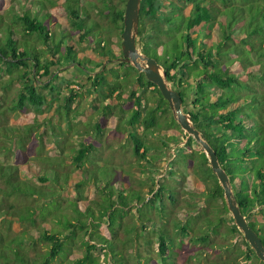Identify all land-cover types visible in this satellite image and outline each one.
<instances>
[{"label": "trees", "instance_id": "16d2710c", "mask_svg": "<svg viewBox=\"0 0 264 264\" xmlns=\"http://www.w3.org/2000/svg\"><path fill=\"white\" fill-rule=\"evenodd\" d=\"M7 1L12 4L11 7L0 10V153L14 149L22 151L25 148L34 126H8L5 123L8 114L23 110L26 104L42 106L44 99L38 92L40 85L51 90L53 78L64 64L75 66L81 72H88L91 66L99 69L104 63L117 65L110 70L114 80L105 81L102 78L105 67L95 76L98 79L93 84L94 93L98 91L97 88L103 89L105 106L102 111L109 109L110 104L122 101L123 87L118 80V70L126 72L125 81L131 80L132 75L128 70H132L139 89L152 88L157 101L161 103L152 108L141 105L144 98L142 94L135 96L132 90L129 93L133 109L122 125L133 142L136 157L147 158L148 162L154 163L161 156L159 146L144 143L143 137L147 134L154 135L157 143H161L163 147L176 138V135L169 137L165 129L158 128L161 109L168 111L170 115L169 120H164V126L168 130L175 128L177 136L182 141L185 139L156 86L148 82L143 73L122 62L121 51L118 56L114 55V46L106 36L105 28L90 17L87 6L94 9L98 16L108 17L111 28L116 29L119 25L121 29L123 27L124 8H111L109 0H99L101 7L88 0H64L69 24L78 31V42H75L68 33L55 31L51 17L44 8L28 7V0ZM245 1L247 0H141L138 33L141 51L164 68L168 83H172V88L182 99L184 112L189 114L194 127L216 153L220 167L229 178L240 212L264 244V0H249L251 2L247 5ZM14 7L18 10L14 11ZM228 9L233 11V28L231 22L226 24V17L221 25L227 32L236 27V35L241 33L244 39L248 38V51L243 52L242 56L228 44L230 36L225 35L226 32L221 35L224 43L214 33L209 34V28L202 34H196L203 24L213 26L212 13L225 15ZM148 19L157 27L158 22H161L162 28H156L150 35L143 37L141 26ZM252 29L259 38L253 39ZM161 36L164 40L160 39ZM82 48L90 49L101 61L82 56ZM119 56L121 58L118 60ZM13 69H16L18 75L15 76ZM2 71L7 76H14L4 81L1 78L4 75ZM43 77L46 80L40 82L39 79ZM13 80H20L22 87L16 100L8 103L6 91ZM114 93L116 95L112 97ZM73 97L67 98L66 106H69ZM96 127L97 132H100V126L96 124ZM196 147L199 146L191 138L184 144L173 147L175 160L170 162L164 175H185L188 169V174L195 178L200 171L205 177L200 184L207 197L222 201L223 214L215 215L213 220L198 217L202 220V228L198 229L202 232L201 236L193 235V221L185 226L180 223L175 225L180 235L191 236L194 242L205 244L210 234L218 233L224 214L229 213L223 191L209 168L207 158L200 147L196 155ZM151 149L155 153L147 157ZM93 150L91 143L82 144L72 157V162L76 167H81L93 157L90 156ZM176 165L185 172L176 168ZM52 171L50 176L34 174L39 185L22 177L19 166L0 161V264H130L118 247L127 248L137 241L138 226L134 223L135 233L131 234L125 229L127 225L121 222L118 228H114V195L107 196L103 193L102 201L98 204L87 197L84 199L78 196V187L82 186L84 180L88 184H94L87 173L82 184H75L76 198H67L71 202H63L64 199L58 201L56 197L61 177L56 170ZM208 182L210 187L206 186ZM160 184H163L164 189H156L153 184L150 187L151 193L154 192L160 202L163 195L168 194L173 202L171 186L164 182L157 185ZM16 198L28 200L17 203V206L11 202V199ZM89 203H92V207ZM103 204L106 208L102 210L100 208ZM122 206L125 211L126 202ZM89 208L92 209L91 212ZM216 218L217 222L214 223ZM257 218H261V221ZM205 220L211 222V225L214 223L209 231L207 224L203 223ZM15 225L22 228L20 233H13ZM103 228L112 231L108 230L109 233L106 234ZM158 228L154 225L151 227L157 236L159 263L175 264L174 260H170L172 253L169 252L173 238L168 237L161 227ZM230 232L238 233L231 218ZM116 233L122 235L118 236ZM80 238L84 246L82 252L78 253L74 249V242ZM135 263L152 264L144 259H135ZM212 264L263 263L256 258L249 245L244 243L243 250L237 249L230 255L217 258Z\"/></svg>", "mask_w": 264, "mask_h": 264}, {"label": "rangeland", "instance_id": "374dc122", "mask_svg": "<svg viewBox=\"0 0 264 264\" xmlns=\"http://www.w3.org/2000/svg\"><path fill=\"white\" fill-rule=\"evenodd\" d=\"M88 1L94 2L101 7L99 0ZM124 1L109 0L111 8L116 9L125 8L126 1L125 3ZM249 2L251 1L247 0L244 3L247 5ZM26 3L32 9L35 6L44 8V11L51 17L55 31L59 30L63 33H68L75 42H78V31L74 30L69 24V18L64 9V0H28ZM11 5L7 0H0V10L11 7ZM256 5L257 2L255 3ZM87 8L90 17L105 28V34L110 38L114 46L112 51L115 56H118L121 51V33L123 27L121 29L119 25L117 29L111 28V22L108 17H100L94 9H90L88 6ZM17 10L14 7V11ZM228 11H226L225 15L212 13L211 21L213 26L203 24L196 31V34H202L209 28L211 30L209 34L211 32L212 34L214 33L217 35L218 40L221 39L224 43L221 35L226 32L225 35L228 34L230 36L228 44L241 55L243 52L246 53L248 51V38L245 37L244 39L241 33L236 35V27L227 32V29L221 25L226 17V24L231 22V27L233 28L234 22L231 17L233 11L231 9H228ZM158 24L159 27L155 26L150 19L146 20L145 24L141 26L143 37L150 35V32L156 28H162V23L158 22ZM252 33L253 39L259 38V36L254 34L256 33L254 29H252ZM139 38L138 33L136 44L141 51ZM160 39L164 40V37L161 36ZM82 49H84L82 50V56H88L93 60L101 61L90 49ZM120 58V56L117 57L118 60ZM104 67L106 71L102 78L105 81L114 80L115 78L110 73V70L115 69L117 65L112 63H104V66L99 69L91 66L88 72H81L72 65H62L56 77L53 78L54 82L51 90L49 87L41 85L39 87L38 92L44 99L42 106L34 107L31 104H26L23 110L8 114L5 122L8 126H28L31 124L34 126V131L22 151L19 149H14L7 153L2 151L0 153V161L2 163L8 161L13 165L19 166L22 171V177L32 180L35 184L39 185L40 183L36 180L34 174L38 173L39 176H50L49 173L51 172L52 174V170H56L61 177L60 188L57 191L58 197L56 199L58 201L64 199L63 202H71L67 199L70 197L76 198L77 189L75 184H82L84 175L88 173L87 177L94 184H88L87 180H84L82 186L78 187V196L80 195L84 199L87 197L88 200H94L98 204L102 201L101 198L104 194L107 196L114 195L116 200V207H114L116 222L114 223V228H118V224L121 222L123 225H127L125 229L131 234L135 233L133 231V228H135L134 223L138 226L137 241L129 244L127 248L118 247L124 252L125 259L130 264H136L135 259H144L152 264H160L157 255V236L151 229L153 225L156 228L161 227L168 237L173 238V245L169 248V252L172 253L170 260H174L175 264H212V261H215L217 258L230 255L237 249L243 250L244 243L247 244V242L239 231L237 234L230 232L231 215L229 212V214H224V221L217 229L218 233L210 234L205 244L196 243L191 236H182L178 233L175 228L177 223L185 226L187 223L193 221L195 222L193 225V235L201 236L202 232L198 229L202 228V220H199L198 217H208L209 220H213L215 215L223 214L222 201L220 199L211 200L207 197L206 191L200 184V182L203 183L205 178L200 171L193 178L191 174H188L190 173L188 169L185 172L182 167L176 165V168L185 172V175L183 173H176L174 177L164 175V172L170 167V162L175 158L173 147L184 144L187 139H193L181 130L185 135V139L182 141L181 137L177 136L175 128L168 130L164 126V120L170 119L168 111H164V109L160 110L161 116L158 118V128L165 129L169 137L176 135V138L168 141L166 146L163 147L161 143H157L154 135L147 134L143 137L144 143L159 146L161 156L154 163L153 161L151 163L148 162L147 158L136 157L133 153V142L122 125L133 109L129 93L132 90L135 96L142 94L144 98L141 105L145 108L156 107L157 104L160 105L161 103L157 101V97L151 87H148L146 90L139 89L135 81L136 77L133 78L135 75L132 70H128L130 75H132L131 80L128 79V81L124 79L126 72L118 70L120 72L118 80L121 81L123 87L121 90L122 101L116 104L112 103L109 105V109L102 111V108L105 106L104 99H102L103 89L97 88L98 91L94 93L93 90L95 88L93 84L97 83L98 78H95V76ZM13 72L15 76L18 75L16 69H13ZM2 73L4 75L1 78L4 81L14 76L13 74L7 76L5 71H2ZM45 80V77L39 79L40 82H44ZM169 86L172 88V83H169ZM21 87L20 80H13L11 82L9 89L6 91L8 103L16 100ZM115 95L116 93L112 97ZM70 96L74 97L69 106H66V100ZM146 100L148 102H145ZM96 124L100 126V132H97ZM118 125L120 129H118ZM84 143H91L94 146V150L90 153V156L93 157L88 162H84L81 167H76L75 163L72 162V157L77 154ZM199 147L195 148L196 155L198 154ZM154 153L155 151L151 149L147 157L154 155ZM152 175L154 176L153 178ZM87 177L85 178L87 179ZM161 182L171 186L170 191L174 198L173 202L169 199L168 194H164L160 202L158 196L154 192L151 193L150 187L153 184L156 189L159 187L161 190L164 189L163 184L157 185ZM210 185V182L206 184L207 187H210ZM84 187H86V190ZM87 188L95 189L91 190ZM27 200V198H16L11 199V202L17 205V203L26 202ZM125 202L127 209L125 207L126 210L124 211L122 204L125 205ZM89 205L92 207V203H89ZM105 208L106 205L103 204L100 209L103 210ZM89 211L91 212L92 209ZM187 215H189L188 219L185 220ZM257 220L261 221V218H257ZM213 222L216 223L217 218ZM203 223L207 224L208 231L212 225L214 226V223L211 225V222L206 220ZM29 230L34 235L31 228ZM108 230L112 231V229ZM108 230L103 228L106 234L109 233ZM21 231V227L18 225L14 226L13 233H20ZM157 231H159V228ZM117 235L121 236L122 233ZM74 243L75 251L81 253L84 246L81 238L77 239ZM218 246L224 247V249H219Z\"/></svg>", "mask_w": 264, "mask_h": 264}, {"label": "water", "instance_id": "95a60500", "mask_svg": "<svg viewBox=\"0 0 264 264\" xmlns=\"http://www.w3.org/2000/svg\"><path fill=\"white\" fill-rule=\"evenodd\" d=\"M140 6L141 0H126L121 33L122 62L143 73L146 80L156 86L162 98L167 102L174 121L185 134L191 136L201 147L207 158L209 168L223 191L226 209L230 213L234 225L243 235L256 258L264 264V244L240 212L229 178L220 167L216 153L202 138L199 130L194 127L189 114L183 111L182 99L178 92L169 86L164 68L154 58L148 57L137 47Z\"/></svg>", "mask_w": 264, "mask_h": 264}]
</instances>
